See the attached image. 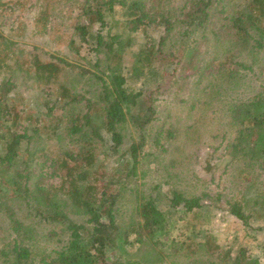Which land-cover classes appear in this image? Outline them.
I'll list each match as a JSON object with an SVG mask.
<instances>
[{
    "label": "trees",
    "instance_id": "1",
    "mask_svg": "<svg viewBox=\"0 0 264 264\" xmlns=\"http://www.w3.org/2000/svg\"><path fill=\"white\" fill-rule=\"evenodd\" d=\"M7 2L0 0V9L4 10ZM66 2H71L70 11L77 10L86 21L87 25H80L74 19L71 29L80 43H94L91 49L88 46L94 56L93 71L58 57L55 60L59 62L44 61L0 34V216L7 222L8 232L0 247L3 261L165 264V259H173L175 264H256L247 258L244 248L234 257L224 256L208 235L202 241L185 237L172 241L167 251L162 249L159 236L169 212L181 210L195 217L208 211L204 201L218 202L221 194L213 197L206 191L168 187L165 203L169 210L162 211L153 196H133L128 182L115 172L107 176L94 167L88 170L96 162L98 146H108L112 153L122 146L129 125L138 131V141L130 139L124 152L129 154L130 170L139 163L147 138L159 154L168 147L173 154L180 151L173 128L154 132L153 137L147 133L154 107L145 95L146 88L153 85L157 90L177 76H192L196 85L205 79L200 90L203 101L197 104L206 106L210 101L205 95L220 102L228 89L244 79L240 69L252 72V65L261 66L258 92L244 101L233 99L224 104L228 114L225 128L232 135L226 139V149L242 197L224 203L227 212L245 226L249 220L264 219V0H196L179 12L173 6L146 7L147 0L56 3ZM56 3H38L35 21L42 24V35L52 17H66L61 14L63 9L54 7ZM116 5L123 9L122 21L112 20ZM94 24L107 28L105 34L88 32ZM150 27L155 32L159 28L158 40L133 54L127 75L138 87H126L122 63L126 51L136 42L135 33ZM197 33L201 44L193 37ZM69 47L75 48L74 41L70 40ZM26 56L31 59L24 60ZM245 58L252 60L250 65L243 62ZM60 73H64L62 79ZM21 87L36 90L30 96L36 114L15 109L13 100ZM54 179L57 182L53 184ZM125 195L133 197L132 208L130 215L122 218ZM17 196L25 206L24 217L13 209ZM47 223L56 224L59 231L43 232L41 226ZM58 232L65 238L54 241ZM41 243L54 246L47 248ZM130 244L137 245L133 253L126 249Z\"/></svg>",
    "mask_w": 264,
    "mask_h": 264
},
{
    "label": "rangeland",
    "instance_id": "2",
    "mask_svg": "<svg viewBox=\"0 0 264 264\" xmlns=\"http://www.w3.org/2000/svg\"><path fill=\"white\" fill-rule=\"evenodd\" d=\"M2 1H10V3L7 2L4 10L0 9L1 35L17 41L19 48L23 47L32 51L44 61L59 62L55 60V57H58L67 63L91 69L94 56L92 51L89 53L88 46L91 49L94 43L89 41L88 44H82L77 35L73 34L71 27L75 20H78L80 25L87 24L84 19L80 18L77 10L70 11L71 2L60 5L56 3L59 0H52L53 3H56L54 7L57 11L63 9L61 14L66 17L62 20L52 17L51 24H48L47 27V33L42 35V24L35 21L38 3L41 0ZM192 1L196 0H147L146 7L161 5L168 9L173 6L177 7L179 12L181 11L179 8L186 7L185 9H187ZM122 11L123 9L116 5L112 13V20L122 21ZM107 21L108 25H111V21L108 19ZM99 27V24H94L88 29V32L93 34L100 32L104 35L107 28L100 29ZM155 30L156 32L150 27L145 32L139 30L135 33L136 42L126 51L122 61L127 77L126 87H138L133 78H129L127 71L132 64L133 54L145 46L157 42L160 31H157L159 28H155ZM110 31L116 32L113 28ZM193 37L201 44V39L198 38L199 33ZM70 40L74 41L75 48L69 47ZM105 42L109 41L105 40ZM200 50L204 51L202 45ZM30 59L29 56L24 58V60ZM243 62L250 65L252 60L245 58ZM59 64L64 67V64ZM260 67L252 65V72L240 69V73L245 75L244 79L228 89L220 102H217L216 97L213 99L209 95H205V100L210 101V104L206 106L197 104L199 101H203L200 90L207 83L205 79L196 85V79L192 76L190 78L177 76L173 81L167 82L157 90L153 85L149 89L146 88L145 95L149 97V103L154 107L152 124L147 133L154 136V132L173 128L178 137L176 145H180V151L175 154L172 152V147H168L167 152L159 154L152 145V139L147 138L144 150L139 153V163L130 170L129 154H124V152L128 149L130 139H133L134 142L138 141V131L131 125L125 130L124 142L116 152L112 153L108 146H98L96 162L88 170V173L92 171L93 167L95 170L104 171L107 176L115 172V175L122 181L128 182L133 196H153L158 202V209L162 211L169 210L165 203L168 187L194 193L206 191L213 197L216 194L222 195L218 202L215 200L204 201L203 203L209 207L208 211H200L195 217L191 214H184L181 210L169 212L159 236L164 251H167V247L172 241H180L185 237H194L196 241H202L205 235H208L212 237L215 244L220 246L224 256L229 254V257H234L239 248H244L248 259L256 261V264H264V219L249 220V225L245 226L227 212L224 203L227 199L233 201L242 198L241 192L237 189V183L233 179L230 150L226 149V139L231 138L232 135L225 128L228 114L225 112L226 105L224 104L227 100L233 99L244 101L258 92L262 79V74L260 79ZM91 70L93 71V69ZM62 74L64 73L59 74V79H62ZM76 87L80 89L81 86ZM32 91L36 93L35 89ZM32 91L24 87L18 89L20 94L16 95L13 100L16 110L20 112L25 109L26 113H37V108L33 106V101L30 98ZM57 112L54 111V113ZM49 144L50 142L48 148ZM75 150L77 149L75 148ZM165 166L168 168L165 169ZM166 176L168 177L166 178ZM245 180L248 181V177L245 176ZM56 182L57 179H54L51 183ZM257 191L255 190V193ZM125 196L124 206L121 208L122 218L130 215L132 208L133 197ZM12 205L15 212L24 217L25 206L19 196L13 199ZM55 226L57 225L47 223L41 228L43 232L51 229L59 231L60 228ZM7 235V222L4 217L0 216V247L7 240ZM64 238L65 236L58 232V237H55L54 241ZM130 239L132 240L133 237ZM41 245L47 248L54 246L52 243H41ZM136 247V244H130L126 249L133 253ZM178 262L181 260L179 259ZM173 263H176L173 259H165V264ZM0 264H6L1 255Z\"/></svg>",
    "mask_w": 264,
    "mask_h": 264
}]
</instances>
